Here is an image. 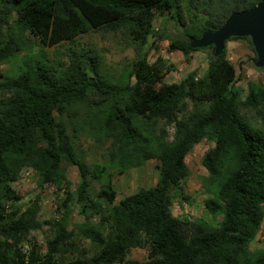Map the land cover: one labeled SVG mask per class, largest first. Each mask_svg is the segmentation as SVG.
Instances as JSON below:
<instances>
[{
    "label": "trees",
    "instance_id": "16d2710c",
    "mask_svg": "<svg viewBox=\"0 0 264 264\" xmlns=\"http://www.w3.org/2000/svg\"><path fill=\"white\" fill-rule=\"evenodd\" d=\"M259 0H0V23L14 16L19 33L53 47L91 31L120 32L134 47L137 59L127 79L113 81L101 70L98 56L86 49L68 52V63L44 55H26L12 73L0 74V264H264V250L250 252L264 220V83L236 86V71L224 49H194L190 38L221 27L230 13L253 8ZM176 26L168 51L188 56L207 52V69L177 83H164L172 67L161 56L148 62L144 52L156 15ZM8 27H11L10 24ZM21 38V41H20ZM249 37H231L233 39ZM21 36L0 39V65L14 63L24 47ZM264 71V68H262ZM133 78V81H131ZM86 106L87 126L110 139L109 160L118 173L158 161V179L114 203L111 179L102 181L103 165H89L78 155L75 134L65 120L74 107ZM191 105V110L187 109ZM159 122L172 125V139ZM73 130L76 129L73 127ZM203 139L213 143L202 157L208 172L202 187L210 194L204 206L217 226L174 216L171 208L181 181L188 175L185 157ZM76 166L79 181L73 192L62 167ZM32 169L41 185L62 196L59 218H38L39 196L21 208L12 187L23 169ZM92 181H102L96 203ZM75 197V199H74ZM84 219L77 226L94 246L69 259L73 230L70 206ZM94 215L97 222H92ZM53 230L43 249L31 232ZM146 247L147 259L126 260L130 249Z\"/></svg>",
    "mask_w": 264,
    "mask_h": 264
},
{
    "label": "rangeland",
    "instance_id": "374dc122",
    "mask_svg": "<svg viewBox=\"0 0 264 264\" xmlns=\"http://www.w3.org/2000/svg\"><path fill=\"white\" fill-rule=\"evenodd\" d=\"M15 16V15H14ZM14 16L10 18L9 24L3 26L0 23V39L13 35L14 38L22 37L23 43H19L24 47V50L19 53L14 63H3L0 65V74H12L16 68V64L21 61V58L26 55L40 56L44 55L50 62L68 63L67 54L74 50L80 52L81 49H86L94 52L99 59L101 70L105 75H108L113 81L127 79V74L131 69L132 63L137 59V53L134 47L128 42L126 36L120 32H111L105 29L91 31L83 34L75 39L74 42H65L53 47H41L36 38L28 33L21 34L17 25L14 23ZM176 26L171 18L167 15H156L153 20V30L148 37L144 52L148 62H153L157 57L161 56L167 59V64L172 67L164 75V83H177L181 81L188 73L194 71L196 76H201L206 71L207 52L205 50L193 51L188 56H185L180 51L169 52L168 40L159 39L160 33L164 37L173 36L176 34ZM226 57L233 64L236 71V86H239L243 91H246L247 82L255 84L264 83V71L254 65L255 52L246 39H233L225 43ZM208 52L211 50L208 49ZM2 76L0 75V79ZM133 81V78H131ZM0 94V98H1ZM86 106H77L69 112L70 116L65 120L67 123L68 133L75 134V146L78 155L83 161L91 165H103L104 173L102 181L107 178L111 179L113 189L116 192L114 203L129 195L139 188H147L153 186L158 179L156 159H149L139 167L129 168L122 173H118L115 166L109 160L110 139L105 138L102 134L94 132L91 126L85 123L87 117L85 115ZM191 110L189 105L187 112ZM73 127L76 129L73 130ZM163 127L167 131L168 140L172 139V125H165L159 122L155 127V131L159 133V129ZM213 146V143L208 139H203L199 143L193 145L191 151L185 157V163L188 167V175L181 181L180 189L177 196L173 200L171 211L174 216L181 219L199 220L204 224L215 227L221 220L222 215L213 218L211 213L204 206V201L211 195L205 193L202 182L207 177L208 172L202 165V157L204 153ZM62 167L65 170L66 176L71 182V189L74 192L79 181L78 170L76 166L70 165L67 160L62 161ZM102 181H92L90 188V197L97 204L101 203L96 198ZM13 189L21 196L17 202L18 207L27 206L36 196H39V211L38 218L47 220L50 218H59L57 213V203L60 192L52 185H41L36 173L25 168L21 171L17 181L12 183ZM75 199V197H74ZM98 216L94 215L92 222L98 221ZM84 219L78 214V207L75 202L70 206L68 217V230L74 231L71 246H67L65 255L71 259L79 254L82 250L88 251L89 255L93 253L94 246L89 243V240L84 239L77 232V226L82 225ZM53 230L48 225H44L41 229L32 231L31 236L43 249H45V240L51 238ZM248 250L255 252L264 250V220L259 228L258 233L248 244ZM146 247H135L130 249L126 256V260L142 262L147 259ZM124 264V263H122Z\"/></svg>",
    "mask_w": 264,
    "mask_h": 264
},
{
    "label": "water",
    "instance_id": "95a60500",
    "mask_svg": "<svg viewBox=\"0 0 264 264\" xmlns=\"http://www.w3.org/2000/svg\"><path fill=\"white\" fill-rule=\"evenodd\" d=\"M231 37H249L255 52L254 65L264 68V0L249 10L234 11L217 29L204 31L199 38H190L194 49L211 48L217 56Z\"/></svg>",
    "mask_w": 264,
    "mask_h": 264
},
{
    "label": "flooded vegetation",
    "instance_id": "af4514ba",
    "mask_svg": "<svg viewBox=\"0 0 264 264\" xmlns=\"http://www.w3.org/2000/svg\"><path fill=\"white\" fill-rule=\"evenodd\" d=\"M211 50V48H209Z\"/></svg>",
    "mask_w": 264,
    "mask_h": 264
}]
</instances>
